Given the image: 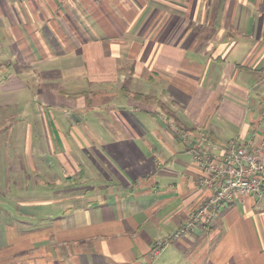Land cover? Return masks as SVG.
I'll return each mask as SVG.
<instances>
[{
	"label": "crops",
	"instance_id": "1",
	"mask_svg": "<svg viewBox=\"0 0 264 264\" xmlns=\"http://www.w3.org/2000/svg\"><path fill=\"white\" fill-rule=\"evenodd\" d=\"M26 83L22 121L74 174L0 224V264H264L263 201L192 223L206 194L180 138L264 144V0H0V101ZM84 114L91 172L70 150Z\"/></svg>",
	"mask_w": 264,
	"mask_h": 264
},
{
	"label": "rangeland",
	"instance_id": "2",
	"mask_svg": "<svg viewBox=\"0 0 264 264\" xmlns=\"http://www.w3.org/2000/svg\"><path fill=\"white\" fill-rule=\"evenodd\" d=\"M3 83L8 86L16 84L13 80ZM27 86H29L27 89L17 93L15 103L3 104L10 102L11 98L0 101V224L4 226L5 233L13 222L17 220L22 222L26 217L31 218L30 214L38 216L42 212L41 208H36L35 211L41 210L34 212L30 206L18 204L20 201L42 198L45 191H48L44 184L47 174H74L66 172L62 159L51 156L48 148L42 146L41 133L38 130L28 131L27 125L22 121L21 113L26 106L25 103L32 102L35 93L33 85ZM58 117L62 121L66 120L63 114H58ZM77 119L79 118L76 117L74 120ZM81 119L83 122L77 124L76 130L71 131L76 139H71L70 150L72 157L83 162L84 169L91 172L94 150L86 147L92 144V141L89 140L91 133L85 125L91 124L93 118L90 114H84ZM36 126L38 127L37 124ZM30 133L33 139L31 144L27 141ZM78 134L83 137L80 138ZM178 146L183 151L180 156H186L188 153L186 147L181 144ZM157 148L158 152L162 150L160 147ZM56 149L63 151L62 146Z\"/></svg>",
	"mask_w": 264,
	"mask_h": 264
},
{
	"label": "built area",
	"instance_id": "3",
	"mask_svg": "<svg viewBox=\"0 0 264 264\" xmlns=\"http://www.w3.org/2000/svg\"><path fill=\"white\" fill-rule=\"evenodd\" d=\"M180 138L198 170L196 186L206 194L192 223L200 218L208 223L219 208L239 197L264 202V144L256 149L233 139L218 146L203 130L180 131Z\"/></svg>",
	"mask_w": 264,
	"mask_h": 264
}]
</instances>
